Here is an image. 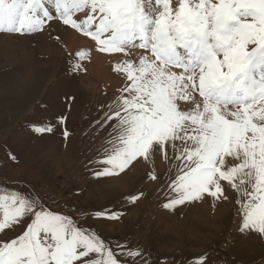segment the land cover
Listing matches in <instances>:
<instances>
[{"label": "snow or ice", "instance_id": "obj_1", "mask_svg": "<svg viewBox=\"0 0 264 264\" xmlns=\"http://www.w3.org/2000/svg\"><path fill=\"white\" fill-rule=\"evenodd\" d=\"M53 21L90 38L103 53H150L113 66L129 83L109 108L105 124L115 135L93 179L116 177L141 158L166 155L167 145L181 163L169 185L177 195L163 208L205 195L219 199L226 181L245 197L237 200L241 234L264 236V0H0V31H42ZM87 55L75 54V72ZM31 131L45 135L53 128ZM120 216L113 210L96 214ZM18 225H26L20 235L0 239V264H153L139 247L121 245L117 253L98 232L52 211L38 196L0 186V233Z\"/></svg>", "mask_w": 264, "mask_h": 264}, {"label": "rangeland", "instance_id": "obj_2", "mask_svg": "<svg viewBox=\"0 0 264 264\" xmlns=\"http://www.w3.org/2000/svg\"><path fill=\"white\" fill-rule=\"evenodd\" d=\"M48 26L42 31H0V41L16 36L13 42L19 45L20 39L28 38L27 47L34 54L32 60L24 61L0 55V186L38 196L52 211L98 232L117 253L121 245L139 247L151 254L153 264H198L202 257H207L205 264H264V236L252 231L241 234L237 200L245 197L228 182L221 181L224 196L219 199L205 195L171 210L162 207L177 195L169 185L179 174L181 163L175 159L177 151L167 145L166 155L157 153L148 161L141 158L116 177L93 179L91 172L105 149L111 148L115 135L111 123L105 124L109 108L126 95L121 90L129 83L113 66L125 59L138 62L150 53L136 48L127 56L107 54L94 50L97 46L91 44L77 73L72 68L75 53L62 45L55 46L50 57L37 49ZM72 32L70 38L62 39L65 47L84 38ZM49 125L53 128L49 134L31 131ZM175 143L184 147L180 141ZM10 152L15 160L9 159ZM152 174L157 179H148ZM244 187L240 185L241 190ZM138 193L143 195L130 203V197ZM105 210L118 211L121 216L118 220L96 218ZM25 226L0 233V239L20 235Z\"/></svg>", "mask_w": 264, "mask_h": 264}, {"label": "bare ground", "instance_id": "obj_3", "mask_svg": "<svg viewBox=\"0 0 264 264\" xmlns=\"http://www.w3.org/2000/svg\"><path fill=\"white\" fill-rule=\"evenodd\" d=\"M48 28L49 30L45 33H43L41 35V38H39V44L40 47H38L37 49L44 55L47 57H50L51 55H53L55 49V46H61L64 49H68L69 51H71L72 53H77V47H79L80 45H83L82 47H80V51L82 50H89V46L92 44L94 45L89 39L87 38H80V41H76L75 43H73L72 45L65 47V45L62 44V39L64 36H67V38H70L71 34L73 33L72 30L70 31V29L68 30L69 32L66 33V27L56 24V22H51L48 24ZM39 35V34H38ZM57 37H59V39H57ZM22 38V37H20ZM13 39H17L16 36H6L5 38H3L0 41V55L3 56L5 59H10L12 57L15 58H21L23 61L25 59L27 60H32L34 58V54L32 53L31 49H28L27 44L29 41V39H20L21 43L15 44L13 42ZM19 41V40H18ZM78 43H80L79 45H77ZM83 43V44H82ZM91 49V47H90ZM97 48L95 47L94 50H96ZM93 50V49H91ZM77 51V52H76ZM39 52V55H42ZM38 55V54H37ZM91 55V54H90ZM101 57V56H100ZM103 57V56H102ZM87 58V57H86ZM14 59V58H13ZM12 59V60H13ZM98 59V58H97ZM102 59V58H100ZM18 60V59H17ZM20 60V59H19ZM18 60V61H19ZM102 61V60H101ZM17 63V62H16ZM29 63V61H28ZM19 64V63H18ZM21 64V63H20ZM1 67V66H0ZM34 68V67H33ZM28 69V68H27ZM19 70V69H18ZM29 70V69H28ZM27 70V72H28ZM26 72V71H25ZM26 72V73H27ZM33 75L31 70L28 72V75ZM24 76V75H23ZM28 78V77H26ZM30 78V77H29ZM33 78V77H32ZM23 82L26 80H24V78L22 79ZM32 80V79H31ZM30 80V82H32ZM22 82V81H21ZM17 83V82H16ZM13 84V83H12ZM30 86V85H29Z\"/></svg>", "mask_w": 264, "mask_h": 264}]
</instances>
